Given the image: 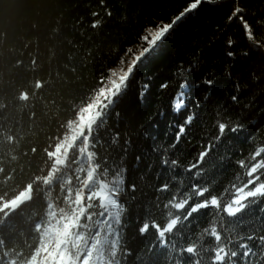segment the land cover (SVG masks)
<instances>
[{
    "label": "trees",
    "instance_id": "1",
    "mask_svg": "<svg viewBox=\"0 0 264 264\" xmlns=\"http://www.w3.org/2000/svg\"><path fill=\"white\" fill-rule=\"evenodd\" d=\"M192 2L107 0L113 13L107 17L99 0H0V103L7 105L0 110V131L14 137L6 140L0 136L4 141L0 143V168L4 170L0 173V193L11 196L28 182L36 184L37 189L34 199L11 217L10 234L8 225L5 226L6 238L23 245L25 238L33 237V226L47 219L45 213L52 203L66 209L70 199L79 198L87 179L79 169L87 170L84 157L90 137L102 145L99 155L109 163L117 162L113 171L117 166L127 168L130 179L137 184V199L132 201L129 195L128 211L122 218V246L127 245L124 264H144L148 258L155 260V264H171L167 246L157 243L156 249L148 251L156 242V234L150 230L146 236H140L137 221L151 218L164 224L169 211L181 214V209L164 206L169 199L184 198L189 185L200 181L211 187L212 194L223 203L230 202L245 175L235 161L250 147H264V134L255 130V136L245 144L247 132L254 131L249 127L247 132L221 141L215 139V126L223 122L222 118L227 119L225 111L234 120L247 117L244 123L258 121L264 96L262 85L253 76L264 75V52L251 46L238 22L226 20L231 10L229 0H215L217 3L204 4L190 13L158 42L155 52L135 67L126 95L118 97L115 104L109 101V106L102 109V122L88 126L96 107L109 99L113 87L109 81H119L124 68L147 47L143 37L150 33L145 28L171 23ZM246 6L251 12L264 10V0H246ZM92 11L101 12L103 25L97 29L89 27ZM57 25L61 28L60 43L56 57L49 60L45 41ZM230 38L236 41L234 58L225 55V42ZM257 38L258 42L264 41V30L258 31ZM129 48L131 52L127 51ZM33 57L41 63L36 72L29 69ZM20 60L23 65L16 67ZM112 75L114 78H110ZM204 76L216 81L215 91L204 100L203 87L186 90L188 110L196 112L198 120L187 139L169 149L176 131L169 125L180 119L170 109L173 94L180 91L178 85L182 80L187 79L192 85ZM36 78L51 82L25 107L16 97L25 89L31 94L30 82ZM102 80L105 92L97 97ZM162 82L169 86L160 88ZM235 82L245 86L241 106H233L229 100ZM145 85H150V91L142 100L143 107L130 109L128 101ZM117 132L119 137L114 135ZM206 144H212L214 150L209 162L203 165L201 176H197V169H191V164L199 163L195 157ZM49 151L55 155L54 160ZM137 156H141L140 161H136ZM165 157L179 158L182 167L170 169L162 165L160 161ZM34 178L43 182L36 183ZM163 183L172 186L173 196L156 191ZM212 226L232 230L233 241L251 230L260 232L264 226V200L249 201L236 217L215 208L201 209L187 220L182 216L180 232L170 234V242L179 247L191 241L211 250L218 242L201 233ZM128 250L131 255H127ZM210 255V251L205 254L206 262ZM115 259L119 256L113 257L112 250L106 249L100 264H114Z\"/></svg>",
    "mask_w": 264,
    "mask_h": 264
},
{
    "label": "snow or ice",
    "instance_id": "2",
    "mask_svg": "<svg viewBox=\"0 0 264 264\" xmlns=\"http://www.w3.org/2000/svg\"><path fill=\"white\" fill-rule=\"evenodd\" d=\"M229 2L231 10L226 20L230 23L238 22L246 40L251 42V46L264 52V41L258 42L257 38L258 31L264 30V10L249 11L246 0H229ZM214 3L217 2L215 0H193L171 23L162 24L157 31L151 32L149 34L151 39H149V35H145L143 38L147 47H144L135 56L132 66L123 73L120 81H109L110 84H113L109 99L96 107L88 126L95 127L96 124L102 122V118L105 116L102 109L109 106V101L111 104H115L118 97L126 95L125 90L128 88V82L135 67L156 51L158 42H162L176 25L186 20L194 10L204 4ZM99 6L104 9V16H112L113 13L107 6V0H99ZM90 15L92 17L89 23L90 28L97 29L103 25V21L100 19V11H92ZM60 36L61 28L59 25L52 28L48 33L45 43L48 45L49 60L57 55L56 48L60 43ZM48 41L54 43L48 44ZM225 43L227 48L225 55L234 58L237 55V52L233 50L236 41L230 38ZM36 46L37 51H39L38 38ZM127 51L131 52L132 49L129 48ZM250 54L251 48L247 55L250 56ZM23 63V60L18 61L16 67H20ZM40 67L41 63L38 61V57H33L29 69L36 72ZM228 75L230 76L231 73H228ZM253 78L262 85L261 95L264 96V75H254ZM50 82V80L44 81L36 78L34 82H30V87L33 89L32 93L29 94L26 89L22 90L16 99L27 107L29 101L37 99L45 84ZM104 84V80L100 81L101 87L97 97L105 92ZM168 86L166 82L159 85L160 88H167ZM215 86L216 81L207 76L201 77L198 83L192 85L189 84L187 79L179 83L180 91L173 94L170 109L174 114L180 116V119L174 125H169L170 128L175 127L176 129L174 143L169 145V149L175 148L181 139H187L188 134L198 120V114L188 110L189 98L186 96V90L203 87L205 93L202 98L208 100L211 98L212 92L215 91ZM244 87L239 82L234 83V94L229 97L231 105H242L241 93L244 91ZM149 91L150 85L142 86L135 96L128 101L129 108H142V100L147 98ZM39 98L43 99L42 96H39ZM93 106L95 107V105ZM5 107H7L6 104L0 103V110ZM181 110H183L182 115ZM160 115H163V113H160ZM224 115L227 116V119L222 118L223 122H218L215 126V139L222 141L229 136H237L241 132H247L249 127L254 131L247 132L245 144H248L255 136V130H260L264 134V108L261 109L256 123H252L250 120H248V123H244L243 120H247V117L234 120L227 111L224 112ZM31 116L35 117V112H32ZM87 131L88 128L86 127L85 132ZM114 135L119 137L120 133L117 132ZM0 136L5 137L6 140L14 139L10 133L3 131H0ZM89 141L84 157V167L87 170L85 171L84 168L79 169L83 172V176L87 178L83 192L78 199H70L67 202L66 209L52 203L45 213L47 219H42L33 226V237L25 238L23 245L18 244L14 239L6 238L4 228L8 225L9 234L11 233V217L34 199L37 190L36 184L28 182L22 189L14 191L11 196L0 193V264H100L102 254L106 249L112 250L113 257L119 256V259H115L114 264H124L127 245L122 246L121 228L125 227L122 218L128 211L126 205L129 204V195L131 194L132 201L137 199L135 196L138 190L137 184L130 179L127 168L117 166L116 170L113 171V165L117 162L112 161L109 163L106 161L102 155H99L102 145L91 139V137ZM3 142V140H0V143ZM128 142L126 139L125 143ZM122 150L125 154L127 153V148ZM213 150L212 144H206L195 157V160L199 163H192L191 169H197V176H201L203 165L209 162ZM48 155L50 159L54 160L56 158L52 151H49ZM135 159L140 161L141 156H137ZM160 162L170 169L182 167L179 158L169 159L165 157ZM235 163L243 169L245 175L242 183L236 187L235 195L231 197L230 202L223 203L216 195L212 194L213 189L211 187L204 186L200 181H196L194 185L188 186L189 193L184 195V198L169 199L168 205L164 206L166 208L170 206L171 208L181 209L183 210L181 214L177 215L169 211V218L164 224L151 218L138 219L137 231L140 236H146L150 230L156 234V242L151 244L148 249L149 252L156 249L157 243H160L169 248L171 264H264V226L261 227L260 232L251 230L245 235H238L235 241L231 236L232 230L217 226L205 228L201 236L207 233L218 242L211 250L205 249L201 243L191 241L177 247L169 239L170 234L174 235L180 232L178 225L181 224L182 216L187 220L201 209L215 208L222 213H226L229 217H236L248 206L249 201L264 200V147L246 149L245 153H242ZM3 171L0 168V173ZM135 171L137 169H133V172ZM110 175L111 179L108 178ZM7 179H12V177L8 176ZM34 179L36 183L43 182L40 178ZM156 191L173 196L172 186L169 183H163ZM194 197H198L199 200L194 199ZM157 200H159V196H157ZM85 232L88 233L87 236L84 235ZM223 233H227V235ZM209 251L211 255L206 262L205 254ZM258 253L259 258H257ZM127 255H131L130 250L127 251ZM144 264H155V260L148 258Z\"/></svg>",
    "mask_w": 264,
    "mask_h": 264
},
{
    "label": "clouds",
    "instance_id": "3",
    "mask_svg": "<svg viewBox=\"0 0 264 264\" xmlns=\"http://www.w3.org/2000/svg\"><path fill=\"white\" fill-rule=\"evenodd\" d=\"M159 28H160V26H155V25L147 26L145 28V32L151 33V32L157 31Z\"/></svg>",
    "mask_w": 264,
    "mask_h": 264
},
{
    "label": "rangeland",
    "instance_id": "4",
    "mask_svg": "<svg viewBox=\"0 0 264 264\" xmlns=\"http://www.w3.org/2000/svg\"><path fill=\"white\" fill-rule=\"evenodd\" d=\"M125 69H127V68H125ZM126 71H127V70H124L123 73H125ZM117 72H119V71H117ZM117 72H116V73H117ZM111 77L114 78V75L110 76V78H111Z\"/></svg>",
    "mask_w": 264,
    "mask_h": 264
},
{
    "label": "bare ground",
    "instance_id": "5",
    "mask_svg": "<svg viewBox=\"0 0 264 264\" xmlns=\"http://www.w3.org/2000/svg\"><path fill=\"white\" fill-rule=\"evenodd\" d=\"M126 67H127V66H126ZM126 67H125V68H126ZM125 68H124V69H125Z\"/></svg>",
    "mask_w": 264,
    "mask_h": 264
}]
</instances>
